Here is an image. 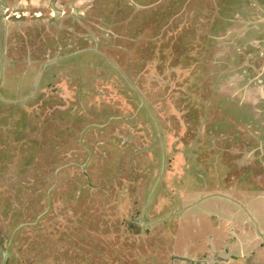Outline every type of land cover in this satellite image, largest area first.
<instances>
[{
    "label": "rangeland",
    "instance_id": "obj_1",
    "mask_svg": "<svg viewBox=\"0 0 264 264\" xmlns=\"http://www.w3.org/2000/svg\"><path fill=\"white\" fill-rule=\"evenodd\" d=\"M54 2L64 16L49 18ZM0 3L2 245L48 209L40 199L52 203L37 224L17 232L8 264H264V240L230 201L248 207L262 194L259 170L243 181L230 179L239 156L245 165L264 158L258 147L264 140V13L256 0ZM40 11L38 32L45 37L20 42L29 30L19 22L37 19ZM69 34L73 40L65 41ZM200 76L210 82L207 96L217 94V109L208 97L186 102L187 83ZM137 90L160 123L168 155L148 221L205 197L149 226L141 214L161 173L163 148L150 110L138 113ZM87 148L88 165L62 170L50 192L57 169L84 163ZM242 185L249 196L236 191ZM72 202L81 216L70 220Z\"/></svg>",
    "mask_w": 264,
    "mask_h": 264
},
{
    "label": "flooded vegetation",
    "instance_id": "obj_2",
    "mask_svg": "<svg viewBox=\"0 0 264 264\" xmlns=\"http://www.w3.org/2000/svg\"><path fill=\"white\" fill-rule=\"evenodd\" d=\"M256 2H257L256 5H258L257 8L259 9V11H262V13H264V0H256ZM70 6L74 10L77 9L75 7V5H74V2H70ZM2 9H3V7H2V5L0 3V10H2ZM51 9H52V11L54 13L50 14L49 18H51L52 16H55L56 15L55 14L56 11L54 9V3L52 4ZM258 9H257V11H258ZM24 12H27V11H24ZM77 13H76V15H78V16H76V17H78V18H76V19H78V21H79L80 20L79 19V14H81L82 12L81 13L80 12H77ZM57 14H59V13H57ZM65 14H66V10L64 11V13H62L61 16H64ZM35 16H36L37 19H30V20L27 19L29 21H27L26 23L19 22V27H21V28L24 27V28H27L29 30V32H27V34H25V36L27 38H23V39H20L19 38L21 40V41L19 40L20 42H23V41L29 42V40L32 38L33 40L31 41V43H33L35 41V39L41 40V38L45 37V35L43 33L38 32L41 29V28H39V26L41 25V19H43L44 13L41 12V11L40 12H35ZM80 21H81L82 25L86 29H88V27L82 22V20H80ZM79 35L81 37H87L88 36V34H86V33H79ZM72 37L74 38V36L72 34H69V35H67V38H65L64 40L65 41H69V40L72 41L73 40ZM66 53L70 57V54H68V53H71V52L70 51L67 52V49H66ZM73 55H75V54H73ZM258 58L259 57H257V59ZM197 79H195V78L194 79H191L190 80L191 82L187 83V88L185 90V95H184L185 97H187V100H186L187 103H189L191 101H194V100L195 101H199L200 99H205V98L208 97L207 96V88H208V83H210V82H207L205 80V78H203V76H200V78L198 77ZM218 96H219V98H223V93H219ZM216 98H217V94H216V96H214V99H213V97H212V99H210L208 97V100L213 101V106H214L215 109H217V99ZM227 100H229L228 103L230 102V104H231L230 99H227ZM224 103H226V100H225ZM223 132H225V131H223ZM212 134H213V137L216 136V133L214 131H212ZM222 135H224V137H226V138H229L230 137V135L227 132L224 133V134L222 133ZM188 139H190V137ZM184 140H186V138ZM197 141H198V139H195L194 138V141H192L191 145L193 147H195V144L197 143ZM160 144H161V142H160ZM252 144H256V142L255 143L252 142ZM258 144H260V146L258 145V147H261L259 149H262V153H263L264 152V140H263V143L260 140V142ZM165 145H166V142H165ZM232 146H230V151L232 150V148H231ZM185 147L187 148V146H185ZM231 152L234 153L233 150ZM255 152H257V151H255ZM239 160H241V161H239ZM246 160L247 159H245L243 155H242V157H240V156L238 157V163H236L235 166H234L235 170L237 171V174H236V172H234L231 175V178L230 179H233L234 177L238 176L241 179V181H243L244 179H247V177H250L251 174L252 175L253 174L255 175L256 170H259L261 172L260 174H258L259 175L258 178H260L259 179L260 181L257 178L256 185L257 186L259 185V189L257 188V191L259 190V193L260 194L262 193V194L261 195H258L260 198H259V200H256L255 201L256 204L255 203L253 204V202H252L251 204L248 205V207L245 206V205H243V204H241L240 202H237L234 198H230V201L232 203L236 204L239 207V211L240 212H236V213H237L238 216L241 214V216H243V218H245L244 216H246L247 217V220L246 221H249V219H251L250 216H252V214H251V210H252V212L256 215L255 217L257 218V221L259 222V226H260L261 230L264 233V158L263 159L256 158V163H253L252 162L253 164L251 163L250 165H245L244 164ZM257 164H259V165H257ZM254 165H257L258 167L255 168ZM244 187H245V185H242V187L239 186V187H237V190L236 191L238 193L241 191V195H244L245 194V192H243ZM262 188H263V191H260ZM245 195H248V194H245ZM48 202H49V200H48ZM233 209L231 210L232 212L229 210V213L228 214H230V212H231V214L233 215ZM254 224L256 226V223L255 222H254ZM256 229H257V226L255 228V232L258 235ZM223 231H225V228H223ZM242 232H243L242 234L244 235L245 234V229H243ZM223 235H224L223 237H225V234H223ZM1 237H2V235L0 234V239H2ZM225 246H227L228 252L231 251L232 246L230 245V243H226ZM235 250H237V249H235Z\"/></svg>",
    "mask_w": 264,
    "mask_h": 264
},
{
    "label": "water",
    "instance_id": "obj_3",
    "mask_svg": "<svg viewBox=\"0 0 264 264\" xmlns=\"http://www.w3.org/2000/svg\"><path fill=\"white\" fill-rule=\"evenodd\" d=\"M54 9H55V11H56V14H57V13H59V14L64 13V10H62V9H60V8L58 9V6H57L56 2H54ZM96 48H97V47H96ZM75 53H77V51H76ZM0 62H3V59H2V58L0 59ZM50 63H51V62L47 63L46 65H49ZM127 79H128V77H127ZM130 83H131V82H130ZM132 84H133V83H132ZM133 85H134V84H133ZM133 87H135V86H133ZM137 92H138V94H139V96H140V98H141V100H142V104L140 105V108H139V110H138V113H139V111H141V109H142L144 106H146V107L150 110V112L152 113L153 117L155 118V120H156V122H157V124H158V127H159V128H158V129H159L158 134H159L160 142H161L162 147H163V157H162V169H161V173H160V175H159V177H158V179H157V181H156V183H155V185H154V187H153V189H152V191H151V193H150V195H149V197H148V200H147V202H146V204H145V206H144V208H143L142 214H141V220H142L143 224H144L145 226H149V225H154L155 223H157V222H159V221H162V220L165 219V218H168V217H171V216H174V215L183 214L184 212H186L187 210H189L190 207H192V206H194V205L199 204L200 202H202V200H204L205 197L199 199V200L196 201V202L191 203V204L188 205V206L182 207V208H181L180 210H178L176 213H174V214H172V215H169V216H167V217H163V218L157 220L156 222H149V221H148V217H147L148 209H149L150 203H151V201H152V199H153V196H154L156 190L158 189L159 184H160V182H161V180H162V178H163V175H164V173H165V170H166V160H167V156H168V155H167V148H166V145H165L164 133H163V130H162L161 126H160V123H159L158 119L156 118V116L154 115L153 111L151 110V107H150L149 103H147L146 99L143 97V95L141 94V92H140L139 90H137ZM113 118H115V116H112V117H111V119H113ZM110 121H111V120H110ZM110 121H108V122H106V123H93V124H90V125H88V126L84 129V131L87 130L88 127H90V126L105 127V126L108 125V123H109ZM84 131H83V132H84ZM80 140L82 141V138H81ZM87 150H88V157H87V160H86L84 163L76 162V161H72V162H69V163H67V164H65V165L60 166V167L57 169V171H56V177H57L56 179H57V180H56V183L54 184V186L50 189V192H52V190H53V189L56 187V185L59 183L60 173L62 172V170H64L65 168H67V167H69V166H72V165H77V166H80V167H82V168H85V167L88 165V163H89V161H90V159H91V157H92V150H91L90 148H87ZM51 206H52V203H51V200L49 199V207H48V209H46V210L40 215V217H39V219H38L39 221H40V219H41L42 216H44L45 214H47V212H49ZM250 217H251V219L256 223V226H257V229H256V230H257L258 235L261 237V239L264 240V233H263V231L261 230V228H260V226H259V222L257 221V219H256L253 215L250 216ZM38 220L35 221V222H23V223H21V224H20V225L14 230V232H13V234H12V237H11V239L9 240L7 246L2 245V243L0 242V247H1V249H2V254H3V259H2V262H1L0 264H8L9 259H10L11 254H12V253H11L12 244H13V242H14V239H15V237H16L17 232H18L20 229H23L24 227H26V226H28V225H31V224H37V223L39 222Z\"/></svg>",
    "mask_w": 264,
    "mask_h": 264
},
{
    "label": "trees",
    "instance_id": "obj_4",
    "mask_svg": "<svg viewBox=\"0 0 264 264\" xmlns=\"http://www.w3.org/2000/svg\"><path fill=\"white\" fill-rule=\"evenodd\" d=\"M132 92L135 93L133 90H132ZM135 94H136V93H135ZM135 94H134V95H135ZM140 103H141V100L139 99V101H138V99H137V105H140ZM138 107H139V106H138ZM138 107H137V108H136V107H135V108H134V107L131 108V111L129 110L130 112L128 111L127 113H130V114L135 113V111L138 109ZM129 109H130V108H129ZM145 109H146V108H145ZM145 111H147V109H146ZM90 119H91V118H90ZM159 159H160V157H159ZM76 167H77L78 169H80V167H78V166H76ZM48 200H49L48 197H47V198H44V199H40L41 209H44L43 206L47 203ZM72 203L74 204V202H72ZM47 205H48V204H47ZM45 207H46V206H45ZM74 207H75V204H74V205H69V206H68V208L72 210V211L70 210V211H71L70 220H73L74 218L77 219V218H79V215H80V214H78V213H79V210L76 211L77 209H75ZM88 209H89V208H86V211H87ZM70 211H69V212H70ZM80 216H81V215H80ZM81 218L83 219V217H81Z\"/></svg>",
    "mask_w": 264,
    "mask_h": 264
},
{
    "label": "crops",
    "instance_id": "obj_5",
    "mask_svg": "<svg viewBox=\"0 0 264 264\" xmlns=\"http://www.w3.org/2000/svg\"><path fill=\"white\" fill-rule=\"evenodd\" d=\"M7 24V23H6Z\"/></svg>",
    "mask_w": 264,
    "mask_h": 264
}]
</instances>
